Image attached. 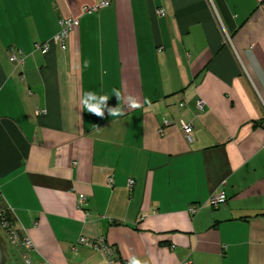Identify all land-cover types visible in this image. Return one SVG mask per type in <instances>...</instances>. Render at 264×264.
<instances>
[{
  "label": "crops",
  "instance_id": "1",
  "mask_svg": "<svg viewBox=\"0 0 264 264\" xmlns=\"http://www.w3.org/2000/svg\"><path fill=\"white\" fill-rule=\"evenodd\" d=\"M100 1L0 0L1 204L35 244L21 251L34 264H264V0L83 12ZM65 16L80 19L68 48L36 50ZM88 92L125 114L88 112ZM129 94L142 106L128 109ZM216 190L227 202L213 208ZM83 236L105 239L116 260Z\"/></svg>",
  "mask_w": 264,
  "mask_h": 264
},
{
  "label": "built area",
  "instance_id": "2",
  "mask_svg": "<svg viewBox=\"0 0 264 264\" xmlns=\"http://www.w3.org/2000/svg\"><path fill=\"white\" fill-rule=\"evenodd\" d=\"M110 0H102L98 3H96L93 6H84L83 12L84 13H93L96 12L104 7H107L110 5ZM158 13L160 15L165 14L164 9H158ZM61 28L60 30L54 34L51 40L49 41H41L38 40L34 43V47L36 50L41 51L43 54H47L53 47L57 46L61 49L65 50L68 48V43L71 38V35L78 29L80 26V19L74 18V17H63L60 20ZM9 59L10 61L15 65H24L25 63V55L22 48L17 47H11L9 49ZM181 106H184V103L180 104ZM196 108L198 112H203L206 108V102L199 98L196 101ZM46 109H39L36 111V113L44 114L46 113ZM173 123V120L170 118H164L163 119V127L170 126ZM163 127L161 128V133L163 132ZM181 127L184 131V134L186 138L190 141L193 139V132H194V125L190 122H186L184 120H181ZM109 184L113 185L114 180L113 177L109 178ZM135 183L134 179H130L128 181V186L133 187ZM2 192L0 188V224L2 228L5 230L9 240L16 245H21L26 250H32L35 248V244L33 240L28 236L24 235L22 231L18 228H16L13 224H11V221L9 220V217L13 218V212L10 208L4 207L2 203ZM86 199V196L84 194H81L79 197V205H83L84 201ZM227 202V196L220 191H215L211 194L209 198V204L213 208H218L219 206L225 204ZM200 204H192L189 207V211L193 214L197 213L201 209ZM79 243L81 244H87L92 246L95 250L101 251L105 254L108 261L110 263H113L117 258V252L105 241V239L100 238L96 240H89L87 237H81ZM23 257L25 259L26 264H34L30 258L28 257L27 253L23 254ZM37 264H52L50 261L44 259L40 261Z\"/></svg>",
  "mask_w": 264,
  "mask_h": 264
},
{
  "label": "clouds",
  "instance_id": "3",
  "mask_svg": "<svg viewBox=\"0 0 264 264\" xmlns=\"http://www.w3.org/2000/svg\"><path fill=\"white\" fill-rule=\"evenodd\" d=\"M115 96L121 99V93L114 89ZM109 97L107 95H97L95 92H88L82 99V104L88 112L93 113L97 116L103 117L105 115V109L107 108L108 114L111 116H122L125 114V110L121 109L119 106L109 107L107 104ZM124 103L127 105L128 109H135L141 107V103L137 97L129 94L124 98ZM150 105V101H145ZM129 264H149L147 260L141 261L135 257H132Z\"/></svg>",
  "mask_w": 264,
  "mask_h": 264
},
{
  "label": "rangeland",
  "instance_id": "4",
  "mask_svg": "<svg viewBox=\"0 0 264 264\" xmlns=\"http://www.w3.org/2000/svg\"><path fill=\"white\" fill-rule=\"evenodd\" d=\"M0 235L3 237L5 243L7 252L9 254V262L8 264H26L25 259L23 257V252L21 251V248L19 245L13 244L9 238L7 237V234L5 230L2 228L0 224Z\"/></svg>",
  "mask_w": 264,
  "mask_h": 264
},
{
  "label": "water",
  "instance_id": "5",
  "mask_svg": "<svg viewBox=\"0 0 264 264\" xmlns=\"http://www.w3.org/2000/svg\"><path fill=\"white\" fill-rule=\"evenodd\" d=\"M9 254L7 252L6 243L3 237L0 235V264H8Z\"/></svg>",
  "mask_w": 264,
  "mask_h": 264
},
{
  "label": "trees",
  "instance_id": "6",
  "mask_svg": "<svg viewBox=\"0 0 264 264\" xmlns=\"http://www.w3.org/2000/svg\"><path fill=\"white\" fill-rule=\"evenodd\" d=\"M9 220L11 221V224L14 225V220H13V218L11 217V219H10V217H9Z\"/></svg>",
  "mask_w": 264,
  "mask_h": 264
}]
</instances>
